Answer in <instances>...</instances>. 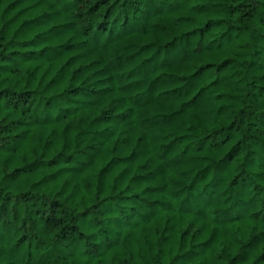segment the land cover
<instances>
[{
	"label": "trees",
	"instance_id": "trees-1",
	"mask_svg": "<svg viewBox=\"0 0 264 264\" xmlns=\"http://www.w3.org/2000/svg\"><path fill=\"white\" fill-rule=\"evenodd\" d=\"M0 264H264V0H0Z\"/></svg>",
	"mask_w": 264,
	"mask_h": 264
}]
</instances>
